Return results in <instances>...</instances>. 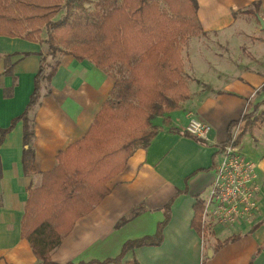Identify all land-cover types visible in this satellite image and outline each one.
<instances>
[{"label": "crops", "instance_id": "obj_1", "mask_svg": "<svg viewBox=\"0 0 264 264\" xmlns=\"http://www.w3.org/2000/svg\"><path fill=\"white\" fill-rule=\"evenodd\" d=\"M197 1L204 32L186 43L192 40L204 45L210 37L217 41L209 46L213 53H207L213 59V73L203 64L201 71L194 66L200 75L192 74L190 96L181 108L165 115L170 125L164 124L161 116L153 120L161 129L148 146L136 148L125 168L108 180V194L74 222L52 251L53 264L115 256L125 240L156 231L170 200L162 242L128 250L122 262L136 258L140 264H264V115L259 113L264 110V28L255 21L259 15L264 20V0ZM255 3L258 16L244 12ZM241 28L249 32L245 34L252 49L241 53L237 48L233 50L236 56L228 57L218 46L220 40L239 35ZM46 50L45 41L0 35V264H39L21 235L28 189L37 187L42 174L53 169L60 151L87 132L113 86L112 78L87 59L47 56L58 64L52 77L40 82L38 99L27 112L28 144L24 143L23 119L3 133L26 108ZM186 50L191 59L196 58L195 65L201 63L198 52ZM238 59L245 64L223 78L228 64L237 68L232 62ZM256 106V123L245 126L246 120H242L235 131H239V149L256 163L258 208L249 221L233 226L213 224L202 237L191 222L194 205L197 199L203 201L221 158L218 144L225 143L229 122ZM190 117L211 126L209 141L199 143L170 130V126L184 130ZM28 147L31 157L26 162L32 163L34 172L24 168ZM234 235L235 239L215 246Z\"/></svg>", "mask_w": 264, "mask_h": 264}, {"label": "trees", "instance_id": "obj_2", "mask_svg": "<svg viewBox=\"0 0 264 264\" xmlns=\"http://www.w3.org/2000/svg\"><path fill=\"white\" fill-rule=\"evenodd\" d=\"M85 0H0V35L18 36L30 41H45L46 56H42L34 77V89L24 111L12 120L23 119L24 143L31 132L27 112L39 96L42 80L54 74L59 54L78 61L87 59L113 80L108 98L102 104L87 132L60 151L56 165L44 172L37 187L28 189L21 220L24 237L39 264H53L52 251L70 232L74 222L90 212L109 192L106 183L121 172L128 157L138 147L145 148L161 129L153 120L159 116L170 125L165 115L181 108L190 96L183 71L182 45L194 35L202 34L197 0H97L91 11L85 12ZM164 5V7L161 6ZM63 10V15H56ZM245 13L258 16V3ZM45 31L46 37H41ZM264 91V84L262 85ZM249 113L228 124L232 138L239 122L255 124ZM264 115V110L259 112ZM170 130L199 143H206L185 129L170 126ZM238 137L236 139V142ZM30 148L24 150V168L34 172ZM166 217L152 235L124 241L120 251L102 260L90 259L67 264H140L136 258L122 262L128 250L162 242ZM203 201L197 199L191 226L200 231ZM230 236L215 245L219 247L235 239Z\"/></svg>", "mask_w": 264, "mask_h": 264}, {"label": "built area", "instance_id": "obj_3", "mask_svg": "<svg viewBox=\"0 0 264 264\" xmlns=\"http://www.w3.org/2000/svg\"><path fill=\"white\" fill-rule=\"evenodd\" d=\"M185 130L200 139L210 140L211 126L196 117L188 119ZM238 132L235 131L230 141L218 144L221 158L203 198L200 216L202 237L213 224L233 226L249 221L258 208L260 187L256 163L239 149L236 143Z\"/></svg>", "mask_w": 264, "mask_h": 264}, {"label": "rangeland", "instance_id": "obj_4", "mask_svg": "<svg viewBox=\"0 0 264 264\" xmlns=\"http://www.w3.org/2000/svg\"><path fill=\"white\" fill-rule=\"evenodd\" d=\"M96 1L97 0H85V2L83 3L84 11L85 12L91 11L94 8V3ZM161 6L164 7L163 4H161ZM61 15H63V10L61 12H59V14L56 15V18L60 17ZM255 21L257 22L258 20H255ZM242 29L243 28H241L242 32H240L239 35L235 34L234 37H232V36L223 37L222 40H220L221 43H219L220 45H218V46L221 48L222 51L226 52L228 57L229 56L232 57L233 53L236 56V52H234L233 50L235 49V51H236L237 48L241 51V53H243V52L247 53V49H249L251 51L252 43H250L248 41V39L246 37V34H245V33H249V32H246L247 31L246 28L244 30H242ZM261 33H262L261 37H264V29L261 31ZM44 34H45V31H44L43 35ZM199 38H201V37L199 36ZM208 43H209V45L207 46L206 44H208ZM215 43H217V41L213 37H210V39H207V41H206V43L204 45H202L201 43H196V41L192 42V40H191V42L185 43V44L182 45V50L183 51L181 52V57H182V63H183V71H184V74L186 76L187 83L191 79V77L193 76L192 74H194L196 76L200 75L198 73V71L195 70L197 68H195L194 66H197L198 70L201 71L203 69L202 68V64H203L205 66V70H207L211 74L213 73L212 72L213 71V67H214L213 59H211V56H209V55H211L213 53V51H210L212 48L209 47V46L210 45H215ZM263 47H264V45H263ZM186 48L189 49L190 51L193 50L195 52H198V57H199L198 60H201V63L198 62L197 65H195L196 58H192L191 59V54L188 53ZM207 53H209V55ZM203 55L206 57V59L204 61H203V59L201 57ZM242 55H244V54H242ZM244 57H246V56H244ZM226 59H228V58H226ZM229 61L230 60L228 59V62ZM191 62H192V67H191ZM189 63H190V66H189ZM244 64H245V62H243L241 59H238V61H235V62L233 61L232 62V65L237 66V68L236 67L233 68V67H231L228 64V67L225 68V70H224L225 72L222 74L223 78L230 77L233 74V72H235L238 69L239 66L244 65Z\"/></svg>", "mask_w": 264, "mask_h": 264}, {"label": "water", "instance_id": "obj_5", "mask_svg": "<svg viewBox=\"0 0 264 264\" xmlns=\"http://www.w3.org/2000/svg\"><path fill=\"white\" fill-rule=\"evenodd\" d=\"M258 21H259L261 27L264 28V20L258 16Z\"/></svg>", "mask_w": 264, "mask_h": 264}]
</instances>
